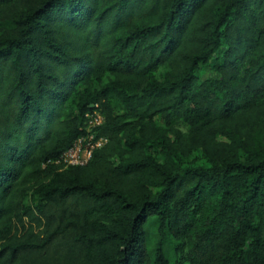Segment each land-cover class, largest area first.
I'll use <instances>...</instances> for the list:
<instances>
[{"label": "trees", "instance_id": "16d2710c", "mask_svg": "<svg viewBox=\"0 0 264 264\" xmlns=\"http://www.w3.org/2000/svg\"><path fill=\"white\" fill-rule=\"evenodd\" d=\"M262 140L264 0H0V264H264Z\"/></svg>", "mask_w": 264, "mask_h": 264}, {"label": "built area", "instance_id": "2783aa9c", "mask_svg": "<svg viewBox=\"0 0 264 264\" xmlns=\"http://www.w3.org/2000/svg\"><path fill=\"white\" fill-rule=\"evenodd\" d=\"M86 119L87 132L78 136L72 145L56 159V163L61 166L84 164L90 159L93 150L106 142V137H96L95 133L91 132V127L103 122L101 112L95 108L86 114Z\"/></svg>", "mask_w": 264, "mask_h": 264}, {"label": "rangeland", "instance_id": "374dc122", "mask_svg": "<svg viewBox=\"0 0 264 264\" xmlns=\"http://www.w3.org/2000/svg\"><path fill=\"white\" fill-rule=\"evenodd\" d=\"M176 127H178V128H182L181 126H180V124H178ZM263 141V143H264V140H262Z\"/></svg>", "mask_w": 264, "mask_h": 264}]
</instances>
